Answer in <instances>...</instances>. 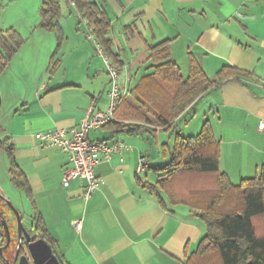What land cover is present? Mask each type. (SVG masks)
Wrapping results in <instances>:
<instances>
[{
    "label": "crops",
    "instance_id": "1",
    "mask_svg": "<svg viewBox=\"0 0 264 264\" xmlns=\"http://www.w3.org/2000/svg\"><path fill=\"white\" fill-rule=\"evenodd\" d=\"M96 2L109 18V62L129 92L153 71L148 68V45L163 39L169 41L170 59L183 76L191 59L211 77L224 65L247 76L209 90L171 127L150 133L156 134L153 138L149 133L128 134L109 123L91 130V140L123 141L130 147L96 165L101 185L84 201L82 179L62 184L68 154L34 138L40 131L78 126L90 106L104 111L110 103L106 64L86 39L75 5L61 0L59 32L42 29L27 37L14 29L23 44L0 71V142L11 146L25 179L21 187L12 182L9 157L0 144V202L5 207L9 201L29 229L38 217L63 264H185L205 232L204 222L187 205L171 203L164 192L159 202L137 178L155 183L154 172L151 182L140 174L162 165L168 154L159 152L155 161L148 148L153 144L160 151L161 132L170 146L176 130L182 135L192 122L191 133L182 136L197 134L208 121L218 144L219 168L232 183L254 176L264 166V135L257 129L264 119V0ZM42 33L51 37L45 47L29 41ZM191 111L193 118L176 128ZM141 156L149 166L137 173ZM76 218L82 221L79 233L72 225Z\"/></svg>",
    "mask_w": 264,
    "mask_h": 264
},
{
    "label": "trees",
    "instance_id": "2",
    "mask_svg": "<svg viewBox=\"0 0 264 264\" xmlns=\"http://www.w3.org/2000/svg\"><path fill=\"white\" fill-rule=\"evenodd\" d=\"M60 1L41 0L42 29L59 32ZM68 1L75 5L98 44L111 57L106 12L96 0ZM22 44L23 39L14 29H0V71ZM148 54V68L153 71L141 77L129 94L119 100L113 119L108 122L128 134L168 129L206 92L225 81L247 76L238 68L224 65L211 77L195 59L190 60L188 74L183 76L170 59L167 39L148 45ZM0 144L9 157L12 182L24 186L25 179L14 161L11 146H6V141ZM167 147L166 162L150 168L156 174L155 183L137 180L159 202L160 192H164L171 203L187 205L204 222L205 232L185 264H264V166L254 176L232 183L219 168L218 144L208 121L195 135L175 133L172 146ZM162 152L165 153L164 148ZM30 231L34 239H44L63 264L38 217H34Z\"/></svg>",
    "mask_w": 264,
    "mask_h": 264
},
{
    "label": "built area",
    "instance_id": "3",
    "mask_svg": "<svg viewBox=\"0 0 264 264\" xmlns=\"http://www.w3.org/2000/svg\"><path fill=\"white\" fill-rule=\"evenodd\" d=\"M73 4V3H72ZM84 25V33L96 51L102 56L108 74L110 76V103L106 110L95 111L92 106L87 110L78 126L71 128H56L52 130L40 131L34 134L36 140L53 145L68 154L69 165L63 170L62 184L68 186L70 180L80 178L84 184L82 186L81 197L87 201L91 195L101 185V180L95 175L96 165L103 159L109 160L114 154H122L128 149L123 141H116L111 144L105 141L91 140L89 132L99 129L113 119V112L118 105L119 100L129 93V89L122 88L118 81V70L115 65L109 62V58L95 39L91 27L87 21L80 17ZM130 78H127V81ZM260 85L264 86V79L260 80ZM258 131L264 135V119H260L257 124ZM148 166V161L141 156L137 163V173L143 171ZM73 229L79 233L82 228L81 219L72 221ZM2 233L0 231V240Z\"/></svg>",
    "mask_w": 264,
    "mask_h": 264
},
{
    "label": "rangeland",
    "instance_id": "4",
    "mask_svg": "<svg viewBox=\"0 0 264 264\" xmlns=\"http://www.w3.org/2000/svg\"><path fill=\"white\" fill-rule=\"evenodd\" d=\"M41 4V0H0V26L4 27V29H7L9 27H11L12 29H19L21 31V33L27 37H30L32 32L35 33V31L37 32L36 34H39V30H42V28L40 27V15H39V7ZM42 32H48L45 29H43ZM50 32V31H49ZM46 33V36L42 33V36H36L38 39L35 38H30V42H35V45H41V46H46L47 44H49V39H51L50 36H48ZM56 36V35H55ZM50 37V38H49ZM38 42V43H37ZM56 43H57V39H56ZM28 46H31L28 44ZM56 47V45H55ZM184 73V72H183ZM185 75V74H183ZM110 102V101H109ZM197 117L199 121V118H201V112L200 109L198 108L197 110ZM191 114V115H190ZM188 115H190V117H188L185 121L180 120L177 123V127H179L178 125H184L185 122H189L190 119L193 118V116L195 115V112L191 111L189 114H187L184 118H186ZM194 120V121H195ZM195 123V122H194ZM194 123H190L188 129L186 130H182V135H189L187 133H191V126L194 125ZM175 131V130H173ZM178 133H181L180 130H176ZM193 131V130H192ZM149 135L151 136V138H153L154 136H156V134H154V136L152 134L149 133ZM161 138L163 139L164 143L161 144V146H159L160 151H158V148L155 147V145L152 144V148H148L149 152H150V156L153 158H155V161H158V157H159V152L161 155H163L162 152V148H164L168 154V138L167 135H165L163 132L160 133ZM167 143V144H165ZM173 143V138H171L170 140V146H172ZM140 177H142L143 179H147L148 181H154L155 177L153 174V170L152 169H147L145 172H142L140 174ZM1 203V202H0ZM0 209L1 211L6 213V220H7V225L9 228V232H10V242L8 245V248L5 249V251H12L15 249V246L17 244V234H16V221L15 218L12 214V217L9 216L8 210L11 211L9 209L8 206H5L1 203L0 204ZM16 209V208H15ZM17 210V209H16ZM24 226L27 230H29L27 224L24 223ZM8 256H10V253H8Z\"/></svg>",
    "mask_w": 264,
    "mask_h": 264
},
{
    "label": "water",
    "instance_id": "5",
    "mask_svg": "<svg viewBox=\"0 0 264 264\" xmlns=\"http://www.w3.org/2000/svg\"><path fill=\"white\" fill-rule=\"evenodd\" d=\"M5 204L11 210L16 221L17 246L20 245L21 240L24 239L27 253L33 260L34 264H60L57 256L52 252L50 245L42 238L34 239L30 233L31 229L27 230L22 224L21 217L15 207L9 201H6ZM0 224L3 229L5 239V244L0 247V255H2V250L7 248L10 242V232L7 220L3 216L2 212H0ZM6 264H9V262L7 261ZM18 264H30L28 256L21 255L18 259Z\"/></svg>",
    "mask_w": 264,
    "mask_h": 264
},
{
    "label": "flooded vegetation",
    "instance_id": "6",
    "mask_svg": "<svg viewBox=\"0 0 264 264\" xmlns=\"http://www.w3.org/2000/svg\"><path fill=\"white\" fill-rule=\"evenodd\" d=\"M0 231L2 233V237H1V240H0V247H1V246H3L5 244V239H4V234H3L2 227H0ZM30 233L33 236L32 232H30ZM16 247H17V251H16ZM7 248H8V246H7ZM5 249L2 250V255H0V264H6L7 261L9 262V264H18V259H19V257L21 255L28 256L30 264H34L33 260L31 259V257L27 253V249H26V245H25L24 239L21 240L20 245L17 246V244H16L14 250L5 251ZM8 253H10V256H8Z\"/></svg>",
    "mask_w": 264,
    "mask_h": 264
}]
</instances>
